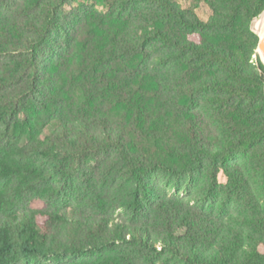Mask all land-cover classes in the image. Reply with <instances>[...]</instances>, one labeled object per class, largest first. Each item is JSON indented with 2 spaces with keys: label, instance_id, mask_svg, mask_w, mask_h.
Masks as SVG:
<instances>
[{
  "label": "trees",
  "instance_id": "trees-1",
  "mask_svg": "<svg viewBox=\"0 0 264 264\" xmlns=\"http://www.w3.org/2000/svg\"><path fill=\"white\" fill-rule=\"evenodd\" d=\"M60 1L0 0V264H264L251 183L264 190V65L248 71L233 45L264 0H204L206 23L173 0H135L155 11L87 19L97 37L75 49L74 69ZM84 85L116 103L110 115ZM75 91L87 110L68 120ZM157 176L198 187V207L163 195ZM219 192L223 219L202 206Z\"/></svg>",
  "mask_w": 264,
  "mask_h": 264
},
{
  "label": "rangeland",
  "instance_id": "rangeland-1",
  "mask_svg": "<svg viewBox=\"0 0 264 264\" xmlns=\"http://www.w3.org/2000/svg\"><path fill=\"white\" fill-rule=\"evenodd\" d=\"M60 1V0H59ZM62 1V2H61ZM63 10L66 14H69L71 17L70 22L71 24L76 28V33H73V38H75V44L73 43L71 46H73L71 50V55L68 57V60L70 61L68 65H66L64 68H70L74 69L75 65L84 64L83 62H79V56L80 52L75 53V49L78 47V45H83L84 43L89 44L88 41H92L97 37V34H88L87 32V19L88 18H94L96 16H104L106 14L115 15L116 22L122 21L118 18V16H132L131 11L132 8L135 11V15L137 16H146L150 13H153L155 11L154 7L152 5L145 4L143 2H136L135 0H115V5L111 2H108L107 0H61ZM174 4L178 6V8L188 15V17L194 21L198 20L200 22L206 23L208 20L212 17V12L208 6V4L204 0H173ZM262 14L258 15L257 17L251 19L248 23V29L250 31V34H237L234 37L233 45L237 49V54L239 56V60L241 63L248 68V71H255L257 68L258 58L261 61V57L257 50V36L255 32L253 31V24L254 22L261 17ZM118 18V19H117ZM176 33L179 35L178 37H181L180 35H185V33L180 30L179 28H176ZM79 32V33H78ZM75 34V35H74ZM183 37V36H182ZM190 41L197 42L196 36H187ZM165 52L164 46H162L158 41H153V43L149 46V53L152 56L157 57L158 55H161L162 52ZM75 53V55H74ZM135 56V55H134ZM129 61L128 63L119 64L120 68L127 67L128 64L133 65L135 64V57ZM263 60V59H262ZM262 62V61H261ZM264 62V61H263ZM157 75H161L160 71L161 68L157 67ZM193 78V75L189 74L185 76L184 81L189 82L188 80ZM83 92L87 95H91L93 102H91L92 107L95 110L104 112L107 116L110 115L109 111H113L116 107V103L113 100L110 101H102L104 99H99V96L94 92V90L90 89L88 86L84 85ZM80 95L78 91H75L74 93L67 94L66 98H69L66 103L64 104L63 110L65 111L64 118L68 120H76L81 116L83 113V110H87L86 108L82 107V103H78L77 99L80 97L77 95ZM54 118V117H53ZM41 131V128H40ZM48 134L47 128H43L41 132V137H44ZM39 168V167H38ZM251 181L253 189L256 191V197L262 206V209L264 211V190L261 181L258 178H252ZM175 179H170L165 176H157L154 178L153 183H155L158 186V189L163 195H166L168 197H175L179 199H183L186 203H189L192 207H198V203L196 198L199 195L198 187L194 189L188 188V182H175ZM226 177L224 176L223 172L220 171L217 174V183L219 185H225L226 184ZM5 184H0V193L5 191ZM195 186V185H194ZM222 193H218V199L216 207L214 206L212 209L209 207L208 204H204L202 206L205 207V212L208 214H212L215 218H221L223 219L225 216L226 211H223V205L225 201L222 204ZM233 200L229 201V206L227 207V211H230L233 213V215H238V208H235L236 203L232 202ZM232 203V204H230ZM32 207L37 208L41 207V202L36 201L32 202L30 204ZM227 218V216H226ZM94 260V259H93ZM95 262V261H94Z\"/></svg>",
  "mask_w": 264,
  "mask_h": 264
},
{
  "label": "water",
  "instance_id": "water-1",
  "mask_svg": "<svg viewBox=\"0 0 264 264\" xmlns=\"http://www.w3.org/2000/svg\"><path fill=\"white\" fill-rule=\"evenodd\" d=\"M261 17L263 18L262 19V22H261V26H260V29L259 31H254L256 36H257V40H258V43H257V50H258V53L260 55V57L263 58L264 60V11L261 13ZM260 19V18H258ZM257 19V20H258ZM262 58H261V61H262ZM262 64L264 65V62L262 61Z\"/></svg>",
  "mask_w": 264,
  "mask_h": 264
},
{
  "label": "bare ground",
  "instance_id": "bare-ground-1",
  "mask_svg": "<svg viewBox=\"0 0 264 264\" xmlns=\"http://www.w3.org/2000/svg\"><path fill=\"white\" fill-rule=\"evenodd\" d=\"M262 17H260V19H258V20H256L255 22H254V24H253V29H254V31H259V29H260V26H261V22H262ZM262 58V57H261ZM263 59V58H262ZM262 61H264V60H262Z\"/></svg>",
  "mask_w": 264,
  "mask_h": 264
}]
</instances>
